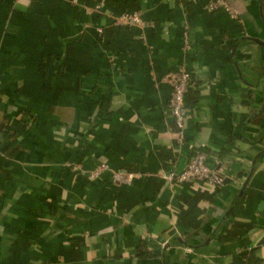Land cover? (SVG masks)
Here are the masks:
<instances>
[{"label": "crops", "instance_id": "0c3cea01", "mask_svg": "<svg viewBox=\"0 0 264 264\" xmlns=\"http://www.w3.org/2000/svg\"><path fill=\"white\" fill-rule=\"evenodd\" d=\"M73 1L0 0V264H264V0ZM202 147L223 188L163 180Z\"/></svg>", "mask_w": 264, "mask_h": 264}, {"label": "built area", "instance_id": "2783aa9c", "mask_svg": "<svg viewBox=\"0 0 264 264\" xmlns=\"http://www.w3.org/2000/svg\"><path fill=\"white\" fill-rule=\"evenodd\" d=\"M73 2H76L74 0ZM204 7L209 12H231L233 9L224 0H203ZM91 12H99L101 7L96 5L89 8ZM111 22L117 26L122 27H152V22L143 20L139 14L136 13H123L118 16L110 15ZM171 89L169 101L166 110L169 112L173 119L176 128L177 142H183L185 135L184 129L187 120L190 118L191 108L186 104V98L193 87V81L186 71L180 70L172 72L163 78ZM217 158L211 154L208 149L202 147L198 149L187 163L185 169L179 174L168 173L162 176L166 182H175L179 185L185 184H199L207 187L211 192L216 193L225 186L226 178L220 166H218ZM79 170L82 175H86L87 179L91 182L98 180L101 175L107 170L105 164H100L93 169V171L85 174L79 166L74 167ZM113 179L118 182H128L131 176H124L121 173L113 175Z\"/></svg>", "mask_w": 264, "mask_h": 264}, {"label": "trees", "instance_id": "16d2710c", "mask_svg": "<svg viewBox=\"0 0 264 264\" xmlns=\"http://www.w3.org/2000/svg\"><path fill=\"white\" fill-rule=\"evenodd\" d=\"M5 153L7 156H11L12 154H14L12 149H7V151H5Z\"/></svg>", "mask_w": 264, "mask_h": 264}]
</instances>
